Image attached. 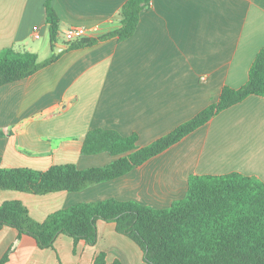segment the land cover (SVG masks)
<instances>
[{"label": "crops", "instance_id": "obj_1", "mask_svg": "<svg viewBox=\"0 0 264 264\" xmlns=\"http://www.w3.org/2000/svg\"><path fill=\"white\" fill-rule=\"evenodd\" d=\"M47 1L0 0V51H31L39 61L61 53L30 77L0 86L5 168L109 164L116 159L109 152L81 153L89 130L137 134L139 146L149 145L217 101L224 86L244 85L264 46V0H153L130 38L79 49H68L63 33L77 25L87 29V37L117 30L127 0H49L60 17L56 48ZM231 172L264 182L263 96L251 95L221 111L123 176L80 191L0 189V205L21 201L37 221L76 203L109 198L167 208L186 197L190 175ZM101 252L107 263L147 264L139 245L118 233L114 222L98 221L94 245L61 234L54 247L40 248L15 228L0 230V262L8 255L4 264H93Z\"/></svg>", "mask_w": 264, "mask_h": 264}, {"label": "trees", "instance_id": "obj_2", "mask_svg": "<svg viewBox=\"0 0 264 264\" xmlns=\"http://www.w3.org/2000/svg\"><path fill=\"white\" fill-rule=\"evenodd\" d=\"M153 0H127L121 8V26L99 37L68 43V49L92 46L109 38H130L137 30L141 13ZM47 24L53 48L59 41L60 17L48 0ZM61 53L39 61L37 53L8 47L0 51V86L30 77L59 59ZM251 95L264 97V46L249 70L247 82L239 88L224 86L217 101L195 117L146 146L138 135H122L113 129L94 128L83 139L81 153L109 152L116 159L103 166L81 169L75 163L52 165L46 170L29 167L5 168L0 156V189L33 194L80 191L89 185L123 176L207 124L221 111ZM114 222L116 231L139 245L147 264H264V182L239 172L222 175L192 174L186 197L170 207L156 208L136 201L109 198L80 202L57 210L44 220H35L21 201L0 205V230L12 227L19 236L33 237L40 248L54 247L61 234L77 243L98 241V221ZM8 255L2 259L4 264ZM93 264L107 263L101 252Z\"/></svg>", "mask_w": 264, "mask_h": 264}, {"label": "built area", "instance_id": "obj_3", "mask_svg": "<svg viewBox=\"0 0 264 264\" xmlns=\"http://www.w3.org/2000/svg\"><path fill=\"white\" fill-rule=\"evenodd\" d=\"M64 39L70 43L73 41H77L83 38H87V29L84 26L77 25L74 26L68 30H66L64 33ZM37 37H39V34H37Z\"/></svg>", "mask_w": 264, "mask_h": 264}, {"label": "water", "instance_id": "obj_4", "mask_svg": "<svg viewBox=\"0 0 264 264\" xmlns=\"http://www.w3.org/2000/svg\"><path fill=\"white\" fill-rule=\"evenodd\" d=\"M57 51H59V49H56Z\"/></svg>", "mask_w": 264, "mask_h": 264}]
</instances>
